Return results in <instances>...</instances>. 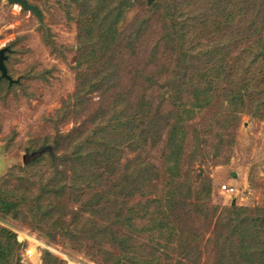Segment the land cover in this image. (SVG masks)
Returning a JSON list of instances; mask_svg holds the SVG:
<instances>
[{"label": "trees", "instance_id": "16d2710c", "mask_svg": "<svg viewBox=\"0 0 264 264\" xmlns=\"http://www.w3.org/2000/svg\"><path fill=\"white\" fill-rule=\"evenodd\" d=\"M81 1L76 89L41 155L0 177V211L102 264H264V207H218L197 170L226 162L242 115L264 120V0H146L109 49L134 0ZM20 247L0 226V264Z\"/></svg>", "mask_w": 264, "mask_h": 264}, {"label": "rangeland", "instance_id": "374dc122", "mask_svg": "<svg viewBox=\"0 0 264 264\" xmlns=\"http://www.w3.org/2000/svg\"><path fill=\"white\" fill-rule=\"evenodd\" d=\"M27 1L39 7L42 20L20 4L0 0V48L7 49L6 65L12 79L3 78L0 71V177L13 167L26 168L25 155L38 152L36 147L55 135L48 120L75 91L81 71L77 67V46L82 1ZM217 7L219 12L229 9L223 1ZM147 9L146 0H134L127 21L111 31L107 49L132 18ZM72 127L73 121L60 129L68 132ZM220 152L226 159L223 164L197 167L213 181L215 204L264 207V120L242 115L234 145ZM30 170L45 174L46 162L35 163ZM226 184L235 187L236 192L222 191ZM25 217L0 211V226L15 232L21 244L14 264H43L44 252L67 264H102L87 242H71L59 232L40 230Z\"/></svg>", "mask_w": 264, "mask_h": 264}, {"label": "water", "instance_id": "95a60500", "mask_svg": "<svg viewBox=\"0 0 264 264\" xmlns=\"http://www.w3.org/2000/svg\"><path fill=\"white\" fill-rule=\"evenodd\" d=\"M9 2L12 4H15V3L20 4L23 9L34 11L39 16L40 20H42V14H41V10L39 9V7L30 4L27 0H9ZM6 52H7V49L0 48V71L2 72L3 77L11 79V77L8 74L7 66L5 64L7 60ZM42 151L43 150L34 152L32 154L25 155L24 162L28 164L31 161L35 160L41 155Z\"/></svg>", "mask_w": 264, "mask_h": 264}, {"label": "built area", "instance_id": "2783aa9c", "mask_svg": "<svg viewBox=\"0 0 264 264\" xmlns=\"http://www.w3.org/2000/svg\"><path fill=\"white\" fill-rule=\"evenodd\" d=\"M236 190L237 189L235 187L228 185V184L223 185V187H222V191H224L228 194H234L236 192ZM29 252H31V250H29Z\"/></svg>", "mask_w": 264, "mask_h": 264}]
</instances>
